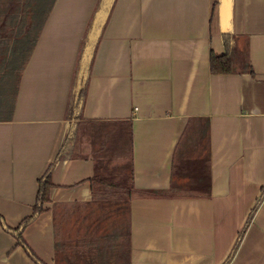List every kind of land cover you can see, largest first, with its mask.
Here are the masks:
<instances>
[{
	"label": "crops",
	"instance_id": "obj_1",
	"mask_svg": "<svg viewBox=\"0 0 264 264\" xmlns=\"http://www.w3.org/2000/svg\"><path fill=\"white\" fill-rule=\"evenodd\" d=\"M98 2L0 0V41L35 40L0 84V264H221L264 185V0H113L72 109ZM118 172L129 203L96 198ZM228 264H264V197Z\"/></svg>",
	"mask_w": 264,
	"mask_h": 264
},
{
	"label": "trees",
	"instance_id": "obj_2",
	"mask_svg": "<svg viewBox=\"0 0 264 264\" xmlns=\"http://www.w3.org/2000/svg\"><path fill=\"white\" fill-rule=\"evenodd\" d=\"M52 1L53 0H47L48 9ZM102 1L103 0H99L97 4L96 10L92 16L91 23L92 22H95V24L97 23ZM106 17L102 21L100 28L104 25ZM96 37L97 36H95L93 40H90L85 36V39L83 41L82 49L78 61V67H77V73H79L81 70L83 71V73L81 74L82 76L79 80V85L78 86L76 85L74 95L70 101V107L72 109L77 107L81 103V97L85 89L83 85L84 83L83 77L85 71H87L90 62L91 43L94 42ZM34 43H35L34 39H30V40L28 39L26 41H16L14 43L0 41V84H2L3 87H6L7 83H9L10 86L14 83V90L15 92H17L22 69L33 48ZM223 43L225 48L223 53L221 54H216L214 52L210 53V57H209L210 70L215 73L229 72L233 68V54H234V45H235L233 34L228 31L225 32L223 34ZM87 45H89V49L86 57L84 58L83 56ZM72 139L73 137L69 136L66 142H69ZM128 178H129L128 181H125L123 177H121L120 179H114V177L112 176L95 174L90 178L93 194L96 198L105 199L107 197H111L116 194L123 193L126 195L127 198L126 203L128 204L132 190L131 172L129 173ZM51 186H52V182L50 179V171H47L46 174L43 176V178L39 179L37 201L34 207L35 213L40 212L42 210V204L48 199V192ZM263 197H264V185L261 187V192L258 195L255 203L252 205L245 219V222L243 223L242 227L239 229L229 253L227 254V256L225 257V259L222 261L221 264H228V262L233 257L241 241V238ZM32 219L33 216L23 220V222L19 226V229L24 227ZM19 229L17 228L14 230V232L16 233L15 237L17 239V243L22 244L25 248H27L28 246L25 243L24 239L22 238L21 231H19Z\"/></svg>",
	"mask_w": 264,
	"mask_h": 264
},
{
	"label": "water",
	"instance_id": "obj_3",
	"mask_svg": "<svg viewBox=\"0 0 264 264\" xmlns=\"http://www.w3.org/2000/svg\"><path fill=\"white\" fill-rule=\"evenodd\" d=\"M112 2H113V0H103L102 1V5H101V9H100V11H99V15H98V19H97V30H96V35L95 36H97V34H98V32H99V29H100V26H101V23H102V21L104 20V18L106 17V15H107V11L109 10V8H110V6H111V4H112ZM224 2V1H223ZM225 2H226V5H225V7L227 6V2H228V0H225ZM225 4V3H224ZM94 39V38H93ZM88 49H89V45H87L86 46V48H85V52H84V58L86 57V55H87V52H88Z\"/></svg>",
	"mask_w": 264,
	"mask_h": 264
},
{
	"label": "rangeland",
	"instance_id": "obj_4",
	"mask_svg": "<svg viewBox=\"0 0 264 264\" xmlns=\"http://www.w3.org/2000/svg\"><path fill=\"white\" fill-rule=\"evenodd\" d=\"M224 1V3H225V5H226V2H225V0H223ZM223 8H224V4H223ZM224 14H226V13H224ZM92 20V19H91ZM96 30H97V24H95V22H90V24H89V26H88V28H87V31H86V38H88V39H90V40H93V38L95 37V35H96ZM5 46H6V44H5ZM118 169H114V170H112L110 173L112 174V175H114V173H112V172H114V171H117ZM124 171H126V170H124ZM118 173H123L125 176L127 175L128 176V173L126 174L125 172H118ZM119 175L117 174V177H118ZM119 179H120V177H119Z\"/></svg>",
	"mask_w": 264,
	"mask_h": 264
}]
</instances>
